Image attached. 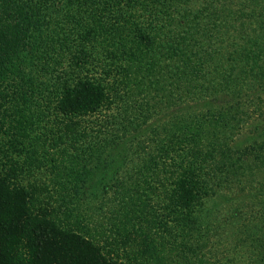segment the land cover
<instances>
[{
    "label": "trees",
    "instance_id": "1",
    "mask_svg": "<svg viewBox=\"0 0 264 264\" xmlns=\"http://www.w3.org/2000/svg\"><path fill=\"white\" fill-rule=\"evenodd\" d=\"M0 264H264V0H0Z\"/></svg>",
    "mask_w": 264,
    "mask_h": 264
},
{
    "label": "rangeland",
    "instance_id": "2",
    "mask_svg": "<svg viewBox=\"0 0 264 264\" xmlns=\"http://www.w3.org/2000/svg\"><path fill=\"white\" fill-rule=\"evenodd\" d=\"M253 130H254L253 125H248V126L246 127L245 131L242 132V133L238 136V138L235 139V140L232 142V145H233L234 147H236V145H242L244 142H248V141H250V139H251V138L254 136V134H255V133L253 134ZM253 172H254V173H253ZM249 174L251 175V178L254 177V178H253V182H254L253 184H256V183H257V172L254 171V169H253L252 171L249 170ZM240 179H242L244 182L247 181L246 178H243V177H241ZM246 191H248V190H246ZM250 195H252V191H250ZM248 200L252 201L251 198H250L249 196L245 197V195H244L243 197L240 196L239 202H240V204H243V203H244V204H245V203L248 204ZM213 202L216 203V200H214ZM215 203H213V205H214ZM209 204H211V203H209ZM248 205L251 206V204H248ZM209 206H210V205H209ZM214 219H215V218H214ZM214 219H213V215H212V216H211V220H214ZM226 229H227V230L230 229L228 224L226 225Z\"/></svg>",
    "mask_w": 264,
    "mask_h": 264
}]
</instances>
